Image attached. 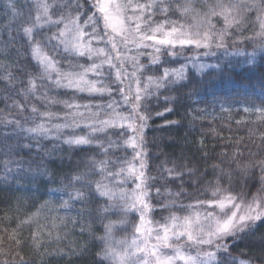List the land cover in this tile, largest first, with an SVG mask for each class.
<instances>
[{
    "label": "snow or ice",
    "instance_id": "obj_1",
    "mask_svg": "<svg viewBox=\"0 0 264 264\" xmlns=\"http://www.w3.org/2000/svg\"><path fill=\"white\" fill-rule=\"evenodd\" d=\"M18 2L5 0L2 16L7 22L0 27V56L11 58L0 61V82L6 84L9 93L5 99H12L15 93L25 101L22 104L13 99L11 105H5L17 110L12 119L0 110V128L3 129L0 131V167L5 182L9 176L17 178L26 174V164L28 171L32 164H36L37 173L46 174L44 158L51 152H45L42 141L59 139L63 129H77L83 123L88 129L85 135H70L62 143L77 147L95 146L104 158L87 159L86 172L66 176L68 183L63 189L54 191L62 190L67 196V199L61 198L60 203L65 211H71L75 203H96V214L88 210V222L82 224L81 232L87 231L100 242L101 247L96 252L97 264H250L248 260L232 255L230 241L253 231L257 222H264V158L241 165L237 158L242 154L236 152L228 162L229 167L235 163L244 173L253 169L261 173V187L250 200L243 193L234 195L221 187L225 180L232 184V173L218 164L198 174V169L182 161L171 166L165 163L157 166L158 175H149L150 153L145 138L151 119L148 103L153 98L158 99L161 91L182 86L181 82L188 79L187 63L177 68L164 67L160 75L141 77L154 67L160 70L162 55L179 57L190 46L196 57H216L217 52L222 51L225 56L248 55L251 58L247 62L252 64L257 52H264V0H26L24 7H19ZM86 5L91 14L81 23L86 15ZM177 13L180 19H171V15ZM251 13L256 14L259 31L243 37V41L253 44V51L245 53L236 47L243 41L230 42V37L241 29ZM160 16L163 19H159ZM220 19L223 26L217 28L213 21ZM52 28L56 31L45 33V29ZM5 35L6 39L3 38ZM46 49H51L54 54L49 55ZM59 52L77 58L87 57L90 63L73 64L69 61L68 70L61 69L60 61L55 58V53ZM141 55L149 57L147 65L140 63ZM29 57L39 68L38 74L26 72V65L21 66L20 62ZM129 62L133 67L130 73L125 68ZM13 67L27 79L15 75L11 71ZM193 67L204 72L210 68L219 69L220 64L199 62L193 63ZM90 75L95 78L89 79ZM109 80L112 83L106 82ZM45 81L49 82L50 89L71 90L73 96L58 100L39 93L45 87ZM17 84L25 86L17 91ZM85 92L91 97L103 99L108 96L110 99L103 103L81 104L75 94ZM117 95L119 100L112 98ZM30 97L49 107L63 105L66 111L63 116L51 111L41 112L35 105L27 103ZM168 100L169 97H165V102ZM165 111L171 112L172 109ZM255 111L264 120V107ZM155 115L162 116L163 113ZM54 119L64 122L52 123ZM29 121L32 123L26 126ZM110 131H114L119 139L107 136ZM101 134L107 139H96ZM260 140L264 144V133ZM256 147L257 153L250 155L264 151L261 145ZM120 148L131 150L132 157L113 159L109 156L110 152ZM25 150L39 159H24L19 154ZM56 150L58 146L54 144L51 151ZM110 165L119 167L111 171ZM208 172L214 178L202 187L201 181ZM95 174L101 175L102 179L86 180ZM129 181L134 185L131 190L123 187ZM158 181L162 182L159 187ZM77 184L81 187L76 188ZM69 188L72 191H68ZM188 188L192 191L189 192ZM201 195L210 198L200 199ZM102 199L105 203H99ZM186 200L191 202L185 203ZM156 205L160 211L176 208L187 210V214L170 211L162 218L163 223L153 221L150 214L157 210ZM47 206L46 203L44 208ZM136 214L138 222L131 225V236L117 239L115 231L129 227V216ZM79 215L83 219L84 210H80ZM112 215L119 219H109ZM37 219L38 214H33L21 221L18 228ZM55 219L62 218L57 216ZM97 221L103 227L100 236H95L93 231V222ZM42 234L43 229L32 234L33 247L43 246ZM46 235L51 237L52 233L49 231ZM12 240L17 247L21 246L15 235ZM56 240H60L59 234ZM46 255H77V252L75 248H69L67 253L57 249ZM17 256L18 252L12 255L0 249V264H30L23 257L17 260Z\"/></svg>",
    "mask_w": 264,
    "mask_h": 264
},
{
    "label": "trees",
    "instance_id": "obj_2",
    "mask_svg": "<svg viewBox=\"0 0 264 264\" xmlns=\"http://www.w3.org/2000/svg\"><path fill=\"white\" fill-rule=\"evenodd\" d=\"M4 2L5 0H0V27L7 22V19L2 16ZM25 4L26 0H19L18 2L19 7H24ZM27 6L31 7L30 4ZM85 12L86 15L82 17L81 23L87 18V15L91 14V9L87 5ZM159 19H163V17L160 16ZM171 19L179 20V13L171 15ZM213 22L217 28L223 26L222 19ZM54 31H56L55 28L45 29L47 34ZM257 31H259V23L256 21V14L251 13L244 21L241 29L233 32L230 42L231 40L243 41V37L252 36ZM3 38L6 39V35ZM236 47L243 49L245 53L253 51L251 41L237 43ZM46 51L49 52V55L54 54L51 49H46ZM12 56L14 57L15 53ZM55 58L60 61L59 67L64 70H68L69 61L73 64H88L85 57L66 56L62 52L55 53ZM250 58L248 55L230 54L225 56L222 51L217 52L216 57L202 55L196 57L190 46L179 57L162 55L163 63L160 70L154 67L152 71L144 73L142 79L150 74L159 75L164 67L176 68L187 63L188 79L181 82L182 86L177 87L176 90L161 91L158 99L153 98L148 103L151 119L149 120V127L145 131V138L148 141L147 150L150 153L148 158L149 175H158L157 166L165 163L171 166L174 162L182 161L189 167L198 169V174L203 173L205 169H210L213 164H218L232 173V184L229 185L227 180L222 181V188L229 189L234 195L243 193L249 200L257 193L261 187L259 170L253 169L244 173L237 169L235 163L231 164L230 167L228 164L236 152L242 154L237 158L241 165L264 158V151L259 152L258 155H250V153H257V145L264 147L260 140V135L264 133V120L255 111L257 108L264 107V52L258 51L252 64L247 62ZM10 59V57L0 56V61ZM191 60L197 63H218L220 68H210L204 72H198L193 67ZM20 63L21 66L26 65V72L38 74L39 68L35 66V61L31 60L30 57ZM140 63L147 65L149 57L141 55ZM126 65L131 67V71L133 70L131 62ZM11 71L20 76L21 79H27L26 75L18 72L15 67ZM92 77L89 76V78ZM106 82L112 83L111 80ZM24 86L17 84V91ZM39 93H46L48 97H55L58 100H68L73 96L71 90L50 89L47 81ZM8 94L6 84L0 82V110H3V113L8 114V118L12 119L17 110L6 108L5 105H11L13 99L22 104L25 101L15 93L12 94V99L6 100L5 97ZM165 97H169L167 102H165ZM173 97L175 99H172ZM112 98L119 100L118 95ZM75 99L81 104H86L89 102L103 103L110 98L108 96H104L103 99L91 97L85 92L76 93ZM27 103L35 105L41 112L51 111L63 116L66 111L63 105L56 104L49 107L34 97H30ZM168 108H171L172 111L166 112L165 109ZM80 111H84V109H80ZM93 111L96 109L94 108ZM124 111L127 112V109L125 108ZM157 112L163 113V115L156 116L155 113ZM101 118L103 119L104 116L102 115ZM171 121H178L179 123L170 124ZM63 122L62 119L52 121V123ZM31 123L29 121L26 126ZM0 131L3 129L0 128ZM87 132L88 129L82 123L77 129H63L59 139L50 138L47 141H42L45 152H51L44 158L43 166L47 169V173L44 175L37 173L36 164L31 165L30 171H28L26 164V174L17 178L9 176L5 182L3 179L4 172L0 167V249L8 251L12 255L18 252L17 260L23 257L30 264H97L96 252L99 251L101 244L87 231L81 232L82 224L88 222V210H91L93 215L96 214V203L87 205L75 203L72 205L71 211H65L60 207V203L61 198L67 199V196L62 190L54 191L63 189L64 185L68 183V180L65 179L66 176L70 177L77 173L86 172L88 170L85 164L87 159L94 157L100 160L104 158L95 146L77 147L62 143L63 139L70 135H85ZM107 136L113 140L119 139L114 131H110ZM107 136L101 134L96 139L104 140L107 139ZM54 144L58 146V150L51 151ZM19 155L26 160L39 159L35 157L34 153L29 154L27 150ZM132 155L131 150L125 151L122 148L109 153L113 159L116 157L130 159ZM118 167L119 165H110V170L115 171ZM248 176H251L252 179H247ZM213 178L212 173L208 172L203 177L201 186L206 187L207 181ZM101 179L102 176L99 174L86 177V180L93 181ZM53 180L55 183L52 182ZM160 183L162 182H157V187L160 186ZM75 187L80 188L81 185L77 184ZM123 187L131 190L134 185L129 181ZM169 187H173L175 190L173 185H169ZM68 191H72V188H69ZM188 191L191 192L192 189L188 188ZM195 198L194 196L193 199ZM199 198L208 199L210 197L201 195ZM161 201L163 202V198ZM188 202L191 201H185V203ZM46 203L48 206L44 208ZM99 203H105V200L102 199ZM153 203L155 204V200ZM156 208L157 210L150 214L153 220L167 217L170 211L176 212L178 215H185L184 213L187 212V210L180 211L176 208L160 211L159 205H156ZM53 209H58V211ZM80 210H84L83 219L79 215ZM33 214H38V219L34 223L24 224L18 228L21 221ZM57 216L62 219H55ZM109 219L117 220L119 217L112 215ZM73 220L77 222L74 224ZM137 220L138 214L130 215L129 227L116 230L115 237L130 236L131 225ZM64 223L67 224L66 227H64ZM39 229H43L41 241L43 246L35 248L33 247L32 234L38 232ZM49 231L52 233L51 237L46 235ZM93 231L95 236L103 234V227L98 221L93 222ZM57 234H59L60 240H56ZM13 235L20 240L21 246L17 247L13 242ZM230 243L233 245L230 248L232 255L248 260L250 264H264V222H257L253 231L247 235L242 234ZM69 248H75L77 255H46L47 252H53L57 249H63L67 253ZM82 249L84 251L81 254Z\"/></svg>",
    "mask_w": 264,
    "mask_h": 264
},
{
    "label": "rangeland",
    "instance_id": "obj_3",
    "mask_svg": "<svg viewBox=\"0 0 264 264\" xmlns=\"http://www.w3.org/2000/svg\"><path fill=\"white\" fill-rule=\"evenodd\" d=\"M86 58V60H87V63H90V61L88 60V58L87 57H85ZM193 63H197V62H195V61H193V60H191ZM192 62H190V64H192ZM179 67V66H178ZM125 68H126V70L130 73V72H132L131 71V67H129V66H127V65H125ZM177 68V67H176ZM161 74V73H160ZM159 74V75H160ZM150 75H153V74H150ZM113 76H115V72L113 71ZM95 77H92V78H89V79H94ZM187 212H185L184 214H186ZM150 218H151V216H150ZM152 219V218H151ZM153 220V219H152ZM153 221H159V222H161V223H163V219H158V220H153ZM137 222H138V220H137ZM131 236V235H130ZM130 236H128V237H130ZM117 239H119V238H124V237H116Z\"/></svg>",
    "mask_w": 264,
    "mask_h": 264
}]
</instances>
